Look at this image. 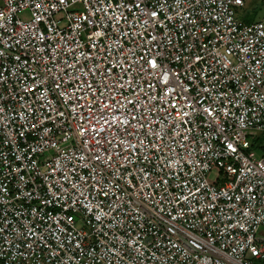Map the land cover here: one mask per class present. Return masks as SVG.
Returning <instances> with one entry per match:
<instances>
[{
  "label": "built area",
  "instance_id": "1",
  "mask_svg": "<svg viewBox=\"0 0 264 264\" xmlns=\"http://www.w3.org/2000/svg\"><path fill=\"white\" fill-rule=\"evenodd\" d=\"M243 4L0 0V264H264Z\"/></svg>",
  "mask_w": 264,
  "mask_h": 264
},
{
  "label": "rangeland",
  "instance_id": "2",
  "mask_svg": "<svg viewBox=\"0 0 264 264\" xmlns=\"http://www.w3.org/2000/svg\"><path fill=\"white\" fill-rule=\"evenodd\" d=\"M246 4L242 5L241 7L235 8V16L241 20L246 21H255L260 19L264 15V5H262V0H252L254 3L252 5L247 4V0H244ZM252 3V2H251ZM256 4H258L256 6ZM263 139L264 138V132L257 134L256 136L252 137L251 140ZM210 176V175H209ZM211 178V177H210ZM264 233V229L260 228L258 231L259 235H262Z\"/></svg>",
  "mask_w": 264,
  "mask_h": 264
},
{
  "label": "trees",
  "instance_id": "3",
  "mask_svg": "<svg viewBox=\"0 0 264 264\" xmlns=\"http://www.w3.org/2000/svg\"><path fill=\"white\" fill-rule=\"evenodd\" d=\"M245 22H251V21H246ZM251 145L252 148L255 149L258 153H264V138L263 139H258L256 138L255 140H251Z\"/></svg>",
  "mask_w": 264,
  "mask_h": 264
},
{
  "label": "crops",
  "instance_id": "4",
  "mask_svg": "<svg viewBox=\"0 0 264 264\" xmlns=\"http://www.w3.org/2000/svg\"><path fill=\"white\" fill-rule=\"evenodd\" d=\"M243 2H244V4H246L244 0H243ZM246 2H247V4H248V6H249V5H252V4L254 3V1H252V0H247ZM251 2H252V3H251ZM261 3H262V5H264V0H262ZM244 4H243V5H244ZM257 5H258V4H256V6H257Z\"/></svg>",
  "mask_w": 264,
  "mask_h": 264
},
{
  "label": "snow or ice",
  "instance_id": "5",
  "mask_svg": "<svg viewBox=\"0 0 264 264\" xmlns=\"http://www.w3.org/2000/svg\"><path fill=\"white\" fill-rule=\"evenodd\" d=\"M238 2H239V0H238ZM153 15H155V13H153ZM229 147H231V145H229Z\"/></svg>",
  "mask_w": 264,
  "mask_h": 264
}]
</instances>
